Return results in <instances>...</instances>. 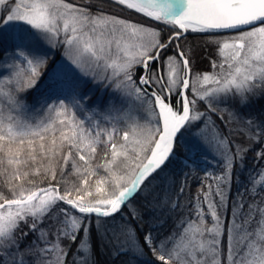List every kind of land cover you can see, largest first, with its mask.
Returning a JSON list of instances; mask_svg holds the SVG:
<instances>
[{
  "label": "snow or ice",
  "instance_id": "obj_1",
  "mask_svg": "<svg viewBox=\"0 0 264 264\" xmlns=\"http://www.w3.org/2000/svg\"><path fill=\"white\" fill-rule=\"evenodd\" d=\"M113 2L181 30L175 31V37L188 31L219 37L222 61L213 67L222 71L196 76L199 87L194 86L189 99V59L184 51L167 58L166 80L160 72L161 52L173 37L162 42L155 29L69 0H0V40L7 37L13 59L20 61L11 65L13 75L0 81V176L7 190V194L0 190V264H68L73 244V264H92V216L100 231L108 223L103 218L115 216L138 193L153 196L146 210H175L179 205L166 191L164 195L151 192L153 180L172 156L178 134L196 121H203L197 143L205 152L218 153L224 163L223 175L213 177L216 185H208L201 201L207 202V212L196 207V220L160 240L151 231L141 237L131 225H120L112 233L115 252L142 255L147 248L158 264H264V172L249 177L246 191L253 199L247 211L242 194L237 193L241 199L233 203L222 259L226 233L218 208L224 207L231 170L237 160L243 162L248 148L230 145L215 123H209L211 117L194 107L198 101L208 112L229 101L244 107L264 94V0ZM45 44L61 45L64 59L48 70L45 95L33 106L21 93L35 86L47 64ZM4 75L0 72V77ZM89 78L113 93L102 107L85 103L87 94L81 88ZM177 88L181 91L176 95L182 97L179 109L170 99ZM37 108H43V113ZM77 112L86 114L90 128H85ZM229 117L240 118L235 112H229ZM219 119L224 121L223 116ZM100 120L121 121L124 128L114 124L99 128ZM244 123L249 126L248 139L260 142L264 123L247 118ZM101 146V162L93 165ZM73 152L85 167L78 166ZM188 152L185 160L195 170L201 157L194 146ZM69 161V175L82 177L78 184L65 176ZM57 167L61 179L56 185L41 186L30 179L56 180ZM129 214L133 220L143 219L137 209ZM205 216L211 217V226ZM29 233L34 238L22 246Z\"/></svg>",
  "mask_w": 264,
  "mask_h": 264
},
{
  "label": "trees",
  "instance_id": "obj_2",
  "mask_svg": "<svg viewBox=\"0 0 264 264\" xmlns=\"http://www.w3.org/2000/svg\"><path fill=\"white\" fill-rule=\"evenodd\" d=\"M69 2L78 4L84 7H91L93 10L100 9L104 13L112 16L119 17L130 23L142 25L146 28H151L159 31L160 39L162 42H167L169 37H173L172 43L161 52L160 59V72L161 75L167 79V67L166 61L169 56L176 55L177 51H184L189 59L190 75L187 77L189 80V88L186 90L189 99H192V93L195 84V77L200 74H216L222 71L219 67H213L214 63L218 66L222 61V56L218 54V43L216 42L219 37L213 38L207 33H195L185 32L182 35L175 37V31H181L174 29L172 25L164 24L163 22L154 21L149 17L143 16L141 13L135 12L133 9H127L124 6L117 5L113 0H69ZM178 46V48H177ZM10 41L5 38L0 40V72L5 73L0 77V81L10 78L15 69L11 65L18 63L14 61L7 68L2 67L4 57L6 54H13L10 50ZM43 51L48 54L47 64L41 69V75L36 78L35 86L28 89L26 92L21 93L22 96L28 97V103L36 106L41 98L45 95L46 81L48 70L53 64L61 60L64 56L63 47L57 44L56 47L45 44L43 45ZM155 67V62H152ZM23 64L21 68H24ZM227 65H225V69ZM140 69L137 67L134 69L136 77L140 75ZM183 73L184 69L181 65L180 69ZM27 75V72L24 73ZM212 85H205L204 87H211ZM81 91L87 94L86 104H98L101 107L108 101L109 97L113 95L109 87H106L100 83H93L91 79L82 85ZM181 89H174L170 99L174 106L179 109L182 97L176 95ZM203 91V88H200ZM158 94H162L160 89L157 88ZM67 103V101H66ZM199 112L205 113L211 117L209 123L214 122L218 127L220 133L228 138L230 145H245L248 151L244 153L243 162L238 160L235 162V167L231 170V182L228 185V189L225 191V204L223 208H218V213L221 216L222 224L225 229V236L222 237V259L224 254L227 253V229L231 228L230 215L233 211V203L241 199L239 192L243 196L245 201V211H247V204L253 199L246 191L249 187V177L255 176L258 172H264V136L261 137L260 142L249 140L246 133L249 131V126L244 123V119H252L257 123H264V94H258L251 98L248 105L241 107L236 101H229L227 105H219L216 112H208L204 103L198 101L194 106ZM39 113H43V108H37ZM229 112H235L239 119H231ZM77 117L85 120V128H90L92 122L87 120L86 114L77 112ZM146 116L147 114H142ZM220 116L224 117V121L219 119ZM144 122L143 120L141 121ZM117 128H124V124L121 121H99V128H110L112 125ZM203 128V121H196L190 127L186 126L178 134L174 151L169 161L160 170L157 178L153 180V188L151 192L158 195H164L165 191L168 197L179 206L173 211L165 210L163 213L155 212L147 209L146 205L149 200L153 199L152 195L147 197L143 194H136L134 198L128 201L126 207H122L120 212H117L113 217L103 218L108 221L101 226V230L97 231V218L93 215L91 218V232H92V264H158L153 254L144 248L143 254L134 253L131 251L116 254V244L112 241L113 230H117L120 225H131L136 229L137 235L143 236L144 232L151 231L155 240L163 239L170 233H178L184 227L189 220H196L195 211L196 207H201L207 212V202L203 201L204 195L209 191L208 185H212L213 188L216 185L214 176H220L224 173V163L221 156L218 153L208 151L205 152L203 148L197 143V136L200 130ZM94 134V133H93ZM103 139V137H101ZM195 147L196 151L200 155L197 163L199 167L193 170L190 163L186 162L185 158L189 155L188 149ZM102 146L97 149V159L91 163L95 165L101 162ZM73 158L77 159L78 166L85 167L82 161H78L76 153H72ZM59 159V158H58ZM91 169H89L90 171ZM59 167H57V179L49 180L44 179L43 176H32L30 179L35 180L41 186L49 183L56 185L61 179L59 174ZM72 171V162L69 161L67 168L65 169V176L69 182H80L82 177L78 175H69ZM156 175V174H154ZM94 180L95 177H92ZM151 179V178H150ZM4 177L0 176V190L5 191ZM91 182V181H90ZM147 183V181H145ZM181 189H183L181 191ZM63 191V186H61ZM215 200H219V197H215ZM261 199V198H257ZM137 209L140 211L143 219L133 220L130 213L131 209ZM259 217L257 216V219ZM208 226H211L212 220L210 216H205ZM115 223H112V222ZM47 222V221H46ZM256 226L255 220L253 221V227ZM23 227V225H22ZM24 231H28L25 227ZM32 233H29L28 237H25L23 244L31 243L33 239ZM51 238V237H50ZM80 237H77V243H79ZM67 244L68 241H63ZM142 243V239H141ZM76 250V245L71 246L69 252L68 264H73L72 253Z\"/></svg>",
  "mask_w": 264,
  "mask_h": 264
},
{
  "label": "rangeland",
  "instance_id": "obj_3",
  "mask_svg": "<svg viewBox=\"0 0 264 264\" xmlns=\"http://www.w3.org/2000/svg\"><path fill=\"white\" fill-rule=\"evenodd\" d=\"M64 59V56L63 58ZM61 59V60H62ZM14 61H17L18 63L20 62L18 59L14 60L13 59V54H6V56L4 57V61H3V65L2 67L7 68L8 66H10ZM22 65V64H21ZM25 66V65H24Z\"/></svg>",
  "mask_w": 264,
  "mask_h": 264
}]
</instances>
